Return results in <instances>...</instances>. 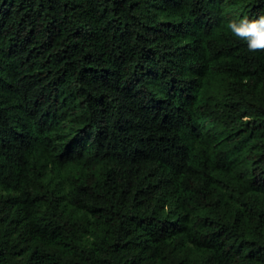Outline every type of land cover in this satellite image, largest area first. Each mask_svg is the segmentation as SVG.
I'll return each instance as SVG.
<instances>
[{"label":"trees","instance_id":"trees-1","mask_svg":"<svg viewBox=\"0 0 264 264\" xmlns=\"http://www.w3.org/2000/svg\"><path fill=\"white\" fill-rule=\"evenodd\" d=\"M264 0H0V264H264Z\"/></svg>","mask_w":264,"mask_h":264},{"label":"clouds","instance_id":"clouds-1","mask_svg":"<svg viewBox=\"0 0 264 264\" xmlns=\"http://www.w3.org/2000/svg\"><path fill=\"white\" fill-rule=\"evenodd\" d=\"M227 26L233 35L245 41L249 51H264V15L253 20L229 21Z\"/></svg>","mask_w":264,"mask_h":264}]
</instances>
